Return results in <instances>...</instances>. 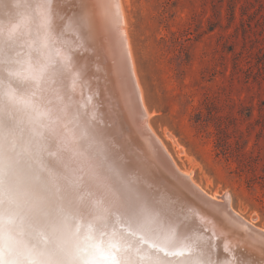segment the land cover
Segmentation results:
<instances>
[{
	"label": "bare ground",
	"instance_id": "1",
	"mask_svg": "<svg viewBox=\"0 0 264 264\" xmlns=\"http://www.w3.org/2000/svg\"><path fill=\"white\" fill-rule=\"evenodd\" d=\"M42 2L4 0L0 5V29L5 38L14 35L15 28L18 36L13 52L8 54L18 63L15 70L21 77L35 78L38 83L43 76L46 80L43 95L47 101L41 106L44 114L41 119L21 113L17 117L18 132L4 139V155L0 160L4 180L2 197L6 202L5 216L0 217V224L5 226L3 259L47 264L62 258V253L65 258L73 256L78 260L116 255L129 264H190L188 258L179 254L187 252L190 241L192 250L199 251L195 242L211 235L213 250L192 256L191 264L202 260L233 264L238 252L243 258L259 260L262 240L237 222L242 218L256 226L232 208L227 192L210 193L216 205L199 197L203 188L193 180L191 171L178 167L151 127V113L135 71L123 1L87 0L92 7L86 33L74 27L69 7L58 9L59 18L49 27L43 19L44 9L39 6ZM57 3L58 0H52L53 6ZM69 57L71 75L61 78L52 66L58 59ZM119 63L122 70L129 64L142 106V121L186 178L183 183L187 185L181 184L185 188L168 178L167 169L133 136L127 121L122 120L124 114L118 115L122 109ZM16 92V85L0 82V94ZM28 95L22 92L18 98L22 100ZM37 136L48 142L50 158L58 159L63 170L46 167L47 161L42 159L46 146ZM53 139L55 147L51 146ZM121 173L152 190L160 199L179 202L186 220L184 234L170 236L158 232L144 236L145 243L136 237L125 245L116 237L101 238L89 233L83 219L75 222L66 219L57 232H52L50 223L29 220L23 213L19 215L21 209L33 202H46L47 194L53 192H63L65 199L77 205L98 201L102 204L104 197L119 195L116 189L123 179ZM58 208L63 212L64 204L58 202ZM9 224L20 233L18 237L10 234ZM259 229L264 232V228ZM26 235L41 245L53 236L61 251L32 248ZM7 246L13 251L9 252ZM113 246L120 250L119 254L112 251ZM225 247L228 253L224 252Z\"/></svg>",
	"mask_w": 264,
	"mask_h": 264
},
{
	"label": "rangeland",
	"instance_id": "2",
	"mask_svg": "<svg viewBox=\"0 0 264 264\" xmlns=\"http://www.w3.org/2000/svg\"><path fill=\"white\" fill-rule=\"evenodd\" d=\"M122 1L154 132L264 228V0Z\"/></svg>",
	"mask_w": 264,
	"mask_h": 264
},
{
	"label": "snow or ice",
	"instance_id": "3",
	"mask_svg": "<svg viewBox=\"0 0 264 264\" xmlns=\"http://www.w3.org/2000/svg\"><path fill=\"white\" fill-rule=\"evenodd\" d=\"M3 2L4 0H0V5ZM39 6L44 9L43 19L49 27H51L53 20L59 18L58 9L69 7L72 9L71 19L74 27L85 33L87 32L90 22L89 9L92 7L87 0H58L56 6H53L52 0H43ZM28 7L34 6L28 5ZM17 39L16 28L14 35L7 39L5 38L3 29H0V82L6 81L9 84L16 85L17 88L15 94H0V160L3 159L4 155L5 136H12L19 130L17 117L21 113H24L36 119H41L44 115L41 112V106L47 103L43 95L46 83L45 78L42 76L38 83L35 78L25 79L21 77L15 70L18 67V63L8 54L13 52ZM69 64H71V57L63 60L58 59L52 67L59 77L64 78L66 74L71 75V72L68 70ZM22 92H27L30 95L21 100L18 97ZM37 139L39 140L38 136ZM39 141L46 146L43 149L42 156V159L47 161L46 167L63 170L64 166L58 159L50 158L49 148L47 147L48 142L44 140ZM51 146L55 147L54 139ZM121 176L123 179L116 189L119 195L104 197L102 204L98 201L95 204L77 205L74 201L65 199L63 192H53L47 194L46 202H33L21 209L19 215L23 213L24 217L29 220L35 218L50 223L52 232H57L59 226L66 219L73 222L83 219L89 233H95L101 238L113 236L125 245H127L129 240L136 237H139L140 243H145L144 236L158 232H163L170 236L184 234L186 220L179 202L160 199L158 194L154 195L152 190L128 179L125 174L121 173ZM3 188V174H0V217L5 216L6 207V202L2 197ZM58 202L64 204L63 212L58 208ZM4 227L3 224H0V264H23V262L18 260L6 262L3 259L2 253L5 247ZM7 228L12 236L18 237L20 235L11 224L7 225ZM25 239L28 240L32 248H49L57 252L61 251L53 236L48 237L43 245L40 242L32 240L27 235ZM213 239L210 235L206 240L202 239L195 242L196 248L199 250L195 252L192 250V242L190 241L189 246H187V252H181L179 255L188 258L191 264L192 256L206 254L213 250ZM7 248L9 252L13 251V248L8 246ZM260 249L261 258L259 260L251 257L243 258L238 252L233 264H264V244L260 246ZM223 250L225 253L229 252L227 247ZM112 251L119 254L120 250L113 246ZM61 257L55 261H49L47 264H129L127 260L117 258L116 255L101 257L100 260H78L73 256L65 258L62 253ZM28 264H35V262L30 261ZM197 264H211V262L202 260L198 261ZM215 264H223V262L217 260Z\"/></svg>",
	"mask_w": 264,
	"mask_h": 264
},
{
	"label": "water",
	"instance_id": "4",
	"mask_svg": "<svg viewBox=\"0 0 264 264\" xmlns=\"http://www.w3.org/2000/svg\"><path fill=\"white\" fill-rule=\"evenodd\" d=\"M116 35L119 38V35L117 32H116ZM121 62L124 66L123 59ZM119 66H120V71H118L119 72L118 88H119V100H120V103H122V109H121V112L117 110L119 112L118 115L122 116L121 113L124 114L125 119L123 118L122 120L127 121V124L129 125L130 129L134 132L133 136L141 143L143 142V144H145L150 154L153 157H155L156 160L160 162L164 168L167 169L166 172H167L168 178H170L171 180H174L175 182L181 185L185 181L186 178L179 171V169L174 167L171 160L167 157L164 150L160 147L158 141L153 136V134L150 132L147 125L142 121V117H143L142 106L140 103V98H139L136 84L134 82L133 76L129 68V64H126V67L125 68L123 67V70H122L121 63H119ZM183 184L185 185V183ZM184 185H181V186L185 188L187 184L185 186ZM188 188L190 189V187ZM199 195H200L199 197L206 199L208 203L215 204V201L210 197V194H207L206 192L199 190ZM238 220H240V222L239 221L237 222L239 225L243 224L249 234H253L255 235V237L258 236L257 238L262 240L264 244V235H262V233L264 232L262 231V229L260 230L258 227L249 225L248 222L243 220L242 218Z\"/></svg>",
	"mask_w": 264,
	"mask_h": 264
}]
</instances>
